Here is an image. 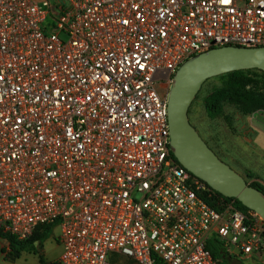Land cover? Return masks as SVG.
<instances>
[{
  "label": "built area",
  "instance_id": "built-area-1",
  "mask_svg": "<svg viewBox=\"0 0 264 264\" xmlns=\"http://www.w3.org/2000/svg\"><path fill=\"white\" fill-rule=\"evenodd\" d=\"M226 45L264 46V0H0V235L57 222L58 264L264 257V219L170 146L174 75Z\"/></svg>",
  "mask_w": 264,
  "mask_h": 264
},
{
  "label": "water",
  "instance_id": "water-1",
  "mask_svg": "<svg viewBox=\"0 0 264 264\" xmlns=\"http://www.w3.org/2000/svg\"><path fill=\"white\" fill-rule=\"evenodd\" d=\"M264 71V46L213 47L197 54L177 70L169 97L170 146L176 159L215 191L233 197L264 219V192L223 161L199 134L190 108L204 83L236 70Z\"/></svg>",
  "mask_w": 264,
  "mask_h": 264
},
{
  "label": "rangeland",
  "instance_id": "rangeland-1",
  "mask_svg": "<svg viewBox=\"0 0 264 264\" xmlns=\"http://www.w3.org/2000/svg\"><path fill=\"white\" fill-rule=\"evenodd\" d=\"M227 79L223 74L210 78L203 85L191 106V122L215 153L247 182L255 179L251 175H260L264 179V109L244 112L238 104L228 101L222 103L219 115L211 116L207 109L208 98L222 89ZM59 234L60 227L54 226L51 237L43 244L46 251H60ZM110 264L141 263L134 258L114 254Z\"/></svg>",
  "mask_w": 264,
  "mask_h": 264
},
{
  "label": "trees",
  "instance_id": "trees-1",
  "mask_svg": "<svg viewBox=\"0 0 264 264\" xmlns=\"http://www.w3.org/2000/svg\"><path fill=\"white\" fill-rule=\"evenodd\" d=\"M224 75L228 77L225 86L211 95L207 100V109L211 116L222 113V103L225 101L238 104L244 112L264 109V71L258 69L236 70ZM251 176L255 179L250 182V185L264 192V185L258 181L259 178L255 175ZM209 194L206 193L204 198L214 207L219 206V202L233 201L238 209L245 212L250 210L238 199L226 197L213 189H211ZM57 225V222L52 224H41L35 229L33 235L29 239L22 241L13 236L0 235V240L3 237L8 239V246L3 247L5 259L14 261L19 259L23 253L29 252L39 254L41 261H44L42 253L43 244L51 237L53 227ZM207 247L219 264H244L229 254L224 248L223 243L216 236L210 238ZM52 264H58V262ZM155 264L165 263L161 259H155Z\"/></svg>",
  "mask_w": 264,
  "mask_h": 264
},
{
  "label": "crops",
  "instance_id": "crops-1",
  "mask_svg": "<svg viewBox=\"0 0 264 264\" xmlns=\"http://www.w3.org/2000/svg\"><path fill=\"white\" fill-rule=\"evenodd\" d=\"M258 177H260L259 180L264 185V179L260 175H258ZM3 247L4 244L0 240V264H52L54 262H58L57 257L59 259L61 253V246L59 243V247H60L59 252L55 250L53 251V253H51L46 251V249L43 247L42 253L44 256V261H41L39 254L29 253V252L23 253L22 256L17 260L11 261L5 259V254L3 253ZM231 255L234 256L237 260L243 262L244 264H264V257L261 258L260 256L257 255H250L248 257H241L238 256L237 254H231Z\"/></svg>",
  "mask_w": 264,
  "mask_h": 264
}]
</instances>
